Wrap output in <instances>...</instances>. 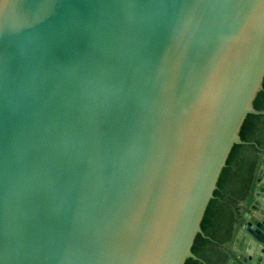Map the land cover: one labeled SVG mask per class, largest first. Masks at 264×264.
Here are the masks:
<instances>
[{"label": "water", "instance_id": "obj_1", "mask_svg": "<svg viewBox=\"0 0 264 264\" xmlns=\"http://www.w3.org/2000/svg\"><path fill=\"white\" fill-rule=\"evenodd\" d=\"M216 250L264 264V0H0V264Z\"/></svg>", "mask_w": 264, "mask_h": 264}, {"label": "flooded vegetation", "instance_id": "obj_2", "mask_svg": "<svg viewBox=\"0 0 264 264\" xmlns=\"http://www.w3.org/2000/svg\"><path fill=\"white\" fill-rule=\"evenodd\" d=\"M253 165H251L249 167V169L247 168V173L249 176H251V172L253 171ZM248 181H244V184L241 186V192H246L247 191V183ZM244 213V211H243ZM227 216H231L229 213H227ZM228 221H231L227 218L226 221H224L220 226V233L221 234H218L219 237L217 238H220L221 239V242L223 239H228V237L230 236V233L232 231V225H229L228 224ZM239 221V220H238ZM238 228V227H237ZM237 231V230H236ZM224 242V241H223ZM216 254H214L212 257H211V262H209L210 264H225L226 260H227V252L225 253V251H222V250H216L215 251Z\"/></svg>", "mask_w": 264, "mask_h": 264}]
</instances>
